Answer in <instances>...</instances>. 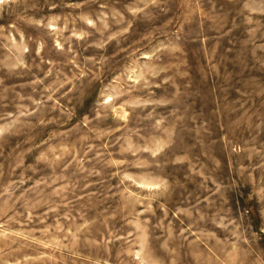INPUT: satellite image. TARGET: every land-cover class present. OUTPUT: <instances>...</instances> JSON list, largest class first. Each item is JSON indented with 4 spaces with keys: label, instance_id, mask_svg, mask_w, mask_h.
<instances>
[{
    "label": "rangeland",
    "instance_id": "374dc122",
    "mask_svg": "<svg viewBox=\"0 0 264 264\" xmlns=\"http://www.w3.org/2000/svg\"><path fill=\"white\" fill-rule=\"evenodd\" d=\"M0 264H264V0H0Z\"/></svg>",
    "mask_w": 264,
    "mask_h": 264
}]
</instances>
